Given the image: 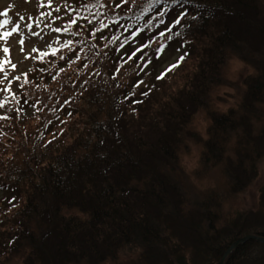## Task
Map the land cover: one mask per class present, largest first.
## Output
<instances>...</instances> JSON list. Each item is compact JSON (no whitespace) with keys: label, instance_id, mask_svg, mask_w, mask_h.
Instances as JSON below:
<instances>
[{"label":"trees","instance_id":"16d2710c","mask_svg":"<svg viewBox=\"0 0 264 264\" xmlns=\"http://www.w3.org/2000/svg\"><path fill=\"white\" fill-rule=\"evenodd\" d=\"M134 1H122L128 3L115 12L140 17L154 11L148 2L142 13ZM175 2L186 14L172 42L183 62L192 60L184 85L156 102L154 115L141 125L130 123L167 86L164 78L157 86L139 90L144 82L138 81L127 89L122 78L135 72L104 67L119 57L115 49L106 59L115 44L105 25L114 17L100 3L112 5L110 0H87L79 17L88 20L70 28L73 44L22 78L19 100H1L0 264H106L123 254V264H220L240 238L264 237V187L256 209L222 221L225 195L190 192L180 162L186 140L199 141L202 170L196 176L221 168L224 193L233 197L258 179L264 157V2ZM153 17L146 15L149 22ZM231 57L254 75L245 80L237 109L211 114L203 140L192 119L208 109ZM225 264H264V244L247 242Z\"/></svg>","mask_w":264,"mask_h":264},{"label":"rangeland","instance_id":"374dc122","mask_svg":"<svg viewBox=\"0 0 264 264\" xmlns=\"http://www.w3.org/2000/svg\"><path fill=\"white\" fill-rule=\"evenodd\" d=\"M71 1L73 0H52L51 8L47 6L41 8L39 7V3L42 2L46 5L48 0H0V13H7V16L0 14V24H3L5 20L9 22L4 28H0V33L10 30L11 27L16 25H20L19 34L14 33L8 38L7 42L0 40V61L8 59L11 64L16 65L14 70L11 69V64L4 65V71L0 72V81H3V83H0V89L10 87V94H15L16 98L20 96L21 90L16 82L17 80L13 78L32 70L34 65H38L39 62L37 61L42 59L39 56L40 51L49 52L48 56L43 57L48 58L53 47L58 42L64 40L60 35L61 31L53 32L51 29L55 27H60L61 30L63 29V23L67 22L70 17L67 7L68 3ZM136 1L142 3L141 5H138L137 3L136 7L138 6L139 11L144 13L148 10V8H146L148 2H156L157 0ZM175 1L176 0H164L162 5L166 4L170 10L174 4H176ZM80 2H82V0H80ZM57 7L60 8L59 12L55 11ZM115 8L118 9L117 5H105V10L108 12L107 16L116 14L117 12L115 11L117 10ZM123 9L124 7H122L121 11ZM124 12L126 13L125 15L129 14L127 11ZM48 13H51V15H47ZM135 13L136 12L133 14ZM177 14L178 13L171 16L172 21L177 17ZM20 17H24V20H21ZM162 19H164V17ZM169 20L167 24H169ZM26 23L31 24L32 31L39 33V35H32L28 31ZM37 23L39 26H37ZM147 25L148 26L144 24V29L148 35V40L154 43L149 49L146 56L147 58L143 60H149L152 62L150 67L151 71L149 73L147 68L144 70L140 67L141 64H144L143 61H138V65H131L126 62L127 58H124L123 56L113 58L112 63H108L104 66L107 68V71L111 69L112 73L119 71V69H124V72L128 74L135 72L132 76L122 78V85L127 87V89H130L136 82L143 81L144 84L140 85L141 88L139 89L143 90L146 89L147 86H157L160 83L157 76L163 73L172 64L179 63V67L169 72L165 77V80H161L162 83L167 86V88H165L166 90H161L159 92L155 91L148 103L141 106V117L133 119L130 123V125L134 127L141 125V119L144 117H152L154 115L157 110L156 102H163L173 90L184 85L183 77L188 69L187 62L192 60L190 58L191 60H187L184 63L181 62L180 65L179 54L174 46L163 48L164 50L162 52L158 50L160 47L156 49L158 46L157 44L161 45V43H169L172 35L166 34V37L163 36L160 38L158 34H160L163 28L155 29V26L152 23H147ZM120 33L122 34V31H120ZM21 35H23L25 39L23 51H21V45L19 44ZM4 47L9 48L7 57H5L3 52ZM33 48H36L37 51L32 52L31 50ZM113 51L114 48L106 56L107 60L111 59ZM26 56L28 57L27 59H25ZM120 72L123 74V70ZM252 74H254V70L243 63L239 58L231 57L228 59V62L222 71L223 85L211 93L208 109H201L192 119L190 126L200 138L205 140L207 137L208 128L211 125L212 113H226L227 111L237 109L238 106H240L245 93L244 81ZM5 75L8 78L7 80H5ZM8 80L12 81L10 86ZM164 85H162V87ZM133 90H135V88ZM4 94L3 91H0V96ZM153 105L155 106L153 107ZM202 151L203 146L199 141H189L188 139L186 140V148L180 151L181 167L190 179L188 190L195 195L201 194L208 189L217 190L218 193L223 196L225 195L224 201L222 202V210L220 212L222 221L229 219L237 211L244 212L256 209L259 203L260 192L264 187V157L259 168L258 179L244 193L233 197L224 193L226 187L225 182L222 180L223 178H221V168L208 172L209 176H196V172L202 170L200 163ZM204 174L206 175L207 172H204ZM124 255L125 254L120 255L116 261H111L106 264H123L126 261ZM131 256L135 259L134 255L131 254ZM8 264H21V260L17 259L15 262L11 261Z\"/></svg>","mask_w":264,"mask_h":264},{"label":"snow or ice","instance_id":"6c2138e0","mask_svg":"<svg viewBox=\"0 0 264 264\" xmlns=\"http://www.w3.org/2000/svg\"><path fill=\"white\" fill-rule=\"evenodd\" d=\"M45 6L51 8V7H52V0H48V2H47L46 5H45L44 3H42V2L39 3V7L43 8V7H45ZM100 7H105V5H104L103 3H100ZM55 11H56V12H59V11H60V8L57 7V8L55 9ZM0 14L7 16V13H6V12H5V13H0ZM47 15L50 16L51 13H48ZM20 19H21V20H24V17H20ZM181 19H182V17H181V18H177V19H175V23L173 24V27H175V25H179V24L181 23ZM8 23H9V22H8L7 20H5V21L3 22V24H0V28H4ZM76 24H77V21H76L75 19L70 20V21L68 22V27L63 28V31L67 32V31L69 30V28H71L73 25H76ZM37 26H39L38 23H37ZM26 27H27L28 31H29L32 35H39V33H35V32L32 31V25H31V24H27V23H26ZM165 27H167V25H165ZM51 30H52L53 32H60V31H61V28H60V27H55V28H52ZM167 30H168V32H171V31H172V27H167ZM19 32H20V25H16V26H14V27H11L10 30L3 31L2 33H0V40H4L5 42H7L8 38H9L10 36H12L14 33L19 34ZM133 35H135V33H133ZM160 35L166 37V33H165L163 30L160 32ZM177 35H179V33H177ZM24 43H25L24 36L21 35V36H20V39H19V44L21 45V51H23V45H24ZM71 43H72L71 40L65 41L64 44H63V47H64V48H69V46L71 45ZM144 47L146 48V47H148V45H144ZM158 50L162 52V51L164 50V49H163V46H161L160 49H158ZM31 51H32V52H36L37 49H36V48H33ZM57 51H59V49H52L50 54H51L52 56H55L56 53H57ZM3 52H4V54H5V57H7V56H8V53H9V48H8V47H4V48H3ZM48 55H49V52H44V51H40V52H39V56H40L41 58L46 57V56H48ZM133 55H135V53H133ZM27 58H28V57L26 56L25 59H27ZM184 58H185L184 56H181V57L179 58V61H180V62H183ZM60 59L62 60V59H64V57H63V56H60ZM5 64H11L10 60L5 59V60H3V61H0V72H3V71H4V65H5ZM177 67H179V63L172 64V65H171L170 67H168L163 73L159 74V75L157 76V79H158V80H163V79L167 76V74H168L169 72L173 71V70H174L175 68H177ZM15 68H16V65H15V64H11V69L14 70ZM7 79H8V78H7V76L5 75V80H7ZM13 79H15V80H19L20 77L17 76V77H14ZM0 83H3V81H0ZM11 83H12V81H11V80H8V84H9V86L11 85ZM141 83H143V82L141 81ZM0 91H3L4 93H9V92H10V87H4V88L0 89ZM143 94H144V95H147L148 93H143ZM12 99H13V100L15 99V94H12ZM138 103H143V101H138ZM0 107H4V103H3V102H0Z\"/></svg>","mask_w":264,"mask_h":264},{"label":"water","instance_id":"95a60500","mask_svg":"<svg viewBox=\"0 0 264 264\" xmlns=\"http://www.w3.org/2000/svg\"><path fill=\"white\" fill-rule=\"evenodd\" d=\"M249 241H259V242H262L264 243V238H260V237H256V236H248L246 238H243L239 241H237L236 243H234L231 248L227 251V253L225 254L221 264H224L225 263V260L230 256V254L236 250L239 246H241L242 244H245Z\"/></svg>","mask_w":264,"mask_h":264},{"label":"bare ground","instance_id":"6f19581e","mask_svg":"<svg viewBox=\"0 0 264 264\" xmlns=\"http://www.w3.org/2000/svg\"><path fill=\"white\" fill-rule=\"evenodd\" d=\"M235 243H236V242H235ZM233 244H234V243H233ZM233 244H232V245H233ZM242 245H244V244H242Z\"/></svg>","mask_w":264,"mask_h":264}]
</instances>
